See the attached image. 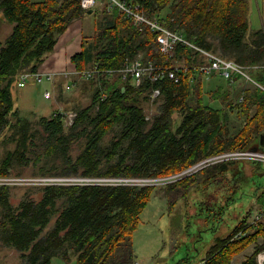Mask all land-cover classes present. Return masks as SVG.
Instances as JSON below:
<instances>
[{
    "label": "trees",
    "instance_id": "obj_1",
    "mask_svg": "<svg viewBox=\"0 0 264 264\" xmlns=\"http://www.w3.org/2000/svg\"><path fill=\"white\" fill-rule=\"evenodd\" d=\"M130 1L141 2L151 17L201 48L220 49L225 58L244 66L264 59V25L250 31L247 0ZM80 2L0 0V34L1 24L13 26L5 41L0 36V140L16 147L2 160L0 177L10 175L12 160L18 157L38 169L37 178H163L223 152L259 149L264 91L253 87L243 91V102L232 101L231 82L213 74L206 83L194 70L203 60L192 49L178 45L166 58L158 50L157 34L140 31L111 8L109 0H101L102 9L87 11ZM93 14L103 17L92 35H83L81 53L72 58L77 70L96 64L118 68L127 59L142 56L147 63L189 67L190 72L180 83L164 78L146 80L138 87L120 76L90 80L92 102L76 110L70 126L61 112L40 119L47 134L45 150L29 159L34 135L30 121L15 108L12 88L23 74L38 72L73 21ZM254 74L263 82L261 73ZM218 79L225 82L216 83ZM225 85L230 87L226 92ZM155 89L161 91L158 112L148 120L146 104ZM117 127L118 140L103 145ZM74 143L80 149L76 158L71 154ZM60 157L62 162L56 165ZM217 167L215 171L221 172L225 165ZM199 174L165 186L170 211L196 185ZM9 189L0 186V246L18 252L24 264H52L54 259L66 264H135L134 234L157 194L151 186L50 184L33 188L40 199L28 196L15 207ZM257 203L260 218L250 222L248 213L221 245L211 248L203 264H256V255L264 248V190ZM237 257L241 263H236Z\"/></svg>",
    "mask_w": 264,
    "mask_h": 264
},
{
    "label": "rangeland",
    "instance_id": "obj_2",
    "mask_svg": "<svg viewBox=\"0 0 264 264\" xmlns=\"http://www.w3.org/2000/svg\"><path fill=\"white\" fill-rule=\"evenodd\" d=\"M33 1L39 2L43 0ZM247 1L250 6V31L255 32L260 30L264 25V0ZM99 3L96 6L97 10L103 8L102 2ZM102 17L103 15L99 18V14H93L87 15L81 19L85 36H90L94 33L98 26V19L100 22ZM12 28V25H9L8 27L6 24H1V32L3 35L0 34L1 40H6L11 34ZM218 43L219 42H215L214 44L217 45ZM216 53L224 56L220 49H217ZM140 58H142V56ZM205 78L206 83L211 82V79H208L209 77ZM87 82L89 81L75 79L70 83L68 78H62L57 81L55 87L52 82L44 81L42 83H36L33 80H29L24 88H19L18 83L13 86L12 94L15 108L20 111L22 118L30 121L31 128L29 129V132L34 135L33 139L35 140V146L31 147V150L27 153V158L36 159L45 150L47 134L44 131L43 126L40 125V119L42 117L50 118L55 112H61L72 117L73 114H76L75 112L77 109L85 108L91 104L93 90L87 87ZM222 82L225 81L222 79L216 80V83ZM68 83L71 84L70 89H67V85H64ZM223 88V91L226 92L230 87L225 85ZM231 88V100L236 101V98H239L240 101L241 97H243V91L253 89V86L244 81H239ZM46 92L51 93L50 99L45 98ZM158 106L159 104L156 102L152 103L149 101L146 104V115L148 120L152 119V117L157 114ZM120 131L121 128L117 127L110 132L105 138L103 145L107 146L110 145L112 141L118 140ZM69 132L70 130L66 129V134ZM1 141L2 140H0V165L7 152L13 150L15 147L14 144H3ZM79 152V143L72 144V156L76 158ZM61 162L62 157L55 159L56 165H59ZM226 164L235 163L230 162ZM221 165L208 167L202 170L201 174L196 176L198 183L197 181L195 182L196 185L190 188L187 196L180 200L171 211L169 209L168 197L165 191L166 185L154 183L155 178H144L149 181L143 182L142 184H145L144 186L157 188V194L153 196L149 205L141 215V223L134 234V250L138 263L198 264L207 257V253L217 244L215 238L221 236L226 237L234 232L235 228L247 215L249 210H251V217H253V219L256 217L255 215L258 206H256V201L254 199V189L264 185V178L258 177V179H255V175L259 172L254 174L253 177L248 178L241 188L234 190L235 193L233 194V197L235 200L230 203L225 211L222 212L218 210L220 208L217 205L220 202L218 196H216V200H207L209 199L212 190L210 186L205 187L207 185L205 181L215 172H217L216 174L222 173L215 171L214 169V167ZM51 167L53 166H49V168ZM263 169H260V171L262 172ZM9 172V176L0 177V186L8 185L10 187V202L13 206L17 207L20 202L28 196H32V198L36 200L40 199V193L35 192L33 188L41 186L42 183H40L39 180L38 182L32 181L33 179L44 178H37V176H35L38 169L35 168L32 163H22L18 157H15L12 160ZM66 178L68 179L69 177ZM116 183L125 184L126 181H118ZM128 183L134 185L133 181ZM112 185L116 184L113 183ZM135 186H137V182ZM198 190L199 197L195 199L194 195ZM223 190L227 191L228 188L223 187ZM190 202L192 212H188L187 209ZM0 264L24 263L20 259L18 252L0 246ZM52 264L66 263L61 259H54ZM70 264L75 263L72 262Z\"/></svg>",
    "mask_w": 264,
    "mask_h": 264
},
{
    "label": "built area",
    "instance_id": "obj_3",
    "mask_svg": "<svg viewBox=\"0 0 264 264\" xmlns=\"http://www.w3.org/2000/svg\"><path fill=\"white\" fill-rule=\"evenodd\" d=\"M101 0H81V8L84 11L91 10L97 6ZM111 8H117L126 18H128L132 24L140 31L149 30L157 34V42L159 45V52L166 58H171L174 55L175 49L178 45L185 46L198 53L202 58V63L194 66V70L204 77H210L215 74L222 77L224 80L234 84L239 81H244L251 84L253 87L259 88L264 91V59L262 63L253 66H244L234 60L225 58L216 52L208 51L199 47L192 41L185 38L182 34L173 31L164 26L160 20L156 17H151L143 7L141 2H131L130 0H109ZM190 72L189 67H162L157 66L155 63H147L142 58L127 59L125 63L113 69H103L98 64L92 67L79 71L76 68L71 71L62 72L61 75L69 78L70 75H76L84 81H90L96 77L107 76L112 78L114 76H120L125 81H130L134 86H141L144 81L150 80L151 82H159L164 78L172 80L174 83H180L181 79ZM254 72L261 73L263 76V82L258 81L254 77ZM56 74L51 72L43 73H27L20 77L18 82L19 88H24L29 80H33L37 83H42L46 79L53 81ZM71 86L68 85L67 89ZM161 95L160 89H155L150 95V102L155 103ZM51 93L46 92L45 98L50 99ZM244 95L241 97L240 102H243ZM77 114H73V118L67 116L66 124L70 126ZM241 163V162H256L264 165V151L261 149H249L228 151L221 154L211 156L207 159H203L184 171L175 174L173 176L155 178L156 184H170L179 181L183 178L195 175L205 168L213 167L216 165L226 163ZM39 182L42 185L50 184H62V185H131L144 186L142 183L149 181L147 179H125V178H109V179H92V178H44L33 179L32 182ZM118 181H126L125 184L116 183ZM133 181V184L128 182ZM141 183V184H138ZM256 220L260 217L256 215ZM204 262L198 263L203 264ZM135 264H140L135 262ZM256 264H264V248L260 250L256 255Z\"/></svg>",
    "mask_w": 264,
    "mask_h": 264
},
{
    "label": "crops",
    "instance_id": "obj_4",
    "mask_svg": "<svg viewBox=\"0 0 264 264\" xmlns=\"http://www.w3.org/2000/svg\"><path fill=\"white\" fill-rule=\"evenodd\" d=\"M83 32L84 30L82 28L81 20L73 21L71 25L69 26L68 30L64 34L61 35L54 52L47 56L46 60L41 65L40 69L38 70L43 73L51 72L53 74H56L53 81L47 80V79L45 80L48 82H52L54 87L57 81H59V79L61 80L62 78L64 79L66 78L61 75L62 72L71 71L76 68V66L72 63V58L76 56L77 54L81 53L82 41H83V35H84ZM68 79L70 80V83H72L75 79H80V78L76 75H70ZM70 83L64 84V85L65 86L71 85ZM219 167L221 166H218L217 168ZM263 168H264V165L256 166L253 164H246L242 162L241 164L237 163L234 165L225 164V167L223 168L224 170L221 171L222 173L211 175L210 177L206 179L205 183H207V185L205 187L210 186L212 190V193L209 196V199L207 200L209 201L214 200V199L216 200V196H218L220 198V202L217 204L220 207L218 210L221 211L223 208H227L230 205V203L235 200V198L233 197V194L235 193L234 190L241 188L244 182L248 178L253 177L254 174H256L257 172L259 173L255 175V179H258V177L264 178ZM260 169H263V171L261 172ZM197 183H198V180H197ZM223 187L228 188V190L227 191L223 190ZM263 190H264V185H261L260 187H257L256 189H254V199L256 201V206H258L257 195ZM194 196H195V199L199 197V190L195 192ZM187 209H188V212L189 211L192 212L191 202H190V205L187 207ZM258 209H259V206L257 208L256 215L260 213L258 212ZM250 212L251 210L248 211V213ZM247 215L242 219V221L247 217ZM252 219L253 217L250 216L249 221L251 222ZM230 235L226 237H223V236L216 237L215 238V240L217 241L216 245H218L220 242L221 243L219 245H221L223 240L227 239ZM207 254H209V252ZM207 257H205L201 262H204V260ZM242 260H243L242 258L237 257L236 263H241Z\"/></svg>",
    "mask_w": 264,
    "mask_h": 264
},
{
    "label": "water",
    "instance_id": "obj_5",
    "mask_svg": "<svg viewBox=\"0 0 264 264\" xmlns=\"http://www.w3.org/2000/svg\"><path fill=\"white\" fill-rule=\"evenodd\" d=\"M91 12H89L90 14ZM259 149L263 150L264 151V134L260 137V140H259ZM253 150H256V149H253Z\"/></svg>",
    "mask_w": 264,
    "mask_h": 264
},
{
    "label": "flooded vegetation",
    "instance_id": "obj_6",
    "mask_svg": "<svg viewBox=\"0 0 264 264\" xmlns=\"http://www.w3.org/2000/svg\"><path fill=\"white\" fill-rule=\"evenodd\" d=\"M243 163V162H242ZM246 164H253V165H256V166H262L263 164H260V163H256V162H246ZM227 208H223L221 211H225Z\"/></svg>",
    "mask_w": 264,
    "mask_h": 264
}]
</instances>
